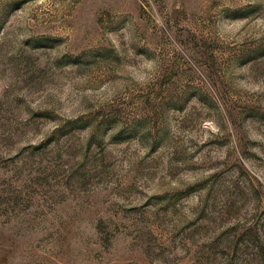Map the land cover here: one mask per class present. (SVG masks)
I'll return each mask as SVG.
<instances>
[{"label": "rangeland", "instance_id": "rangeland-1", "mask_svg": "<svg viewBox=\"0 0 264 264\" xmlns=\"http://www.w3.org/2000/svg\"><path fill=\"white\" fill-rule=\"evenodd\" d=\"M0 264H264V0H0Z\"/></svg>", "mask_w": 264, "mask_h": 264}]
</instances>
